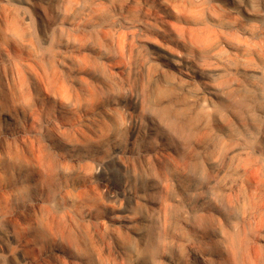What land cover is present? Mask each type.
<instances>
[{
	"label": "bare ground",
	"instance_id": "bare-ground-1",
	"mask_svg": "<svg viewBox=\"0 0 264 264\" xmlns=\"http://www.w3.org/2000/svg\"><path fill=\"white\" fill-rule=\"evenodd\" d=\"M166 9L58 0L52 26L35 37L0 2V264H120L115 254L139 253V208L111 223L117 207L101 188L112 183L95 177L123 130L106 101L124 86L199 149L192 172H217L205 192L226 222L211 229L223 260L242 247L246 218L264 222V28L206 0H171ZM146 44L181 60L149 55ZM190 219L201 228L213 218Z\"/></svg>",
	"mask_w": 264,
	"mask_h": 264
},
{
	"label": "rangeland",
	"instance_id": "rangeland-1",
	"mask_svg": "<svg viewBox=\"0 0 264 264\" xmlns=\"http://www.w3.org/2000/svg\"><path fill=\"white\" fill-rule=\"evenodd\" d=\"M136 1L160 5L163 10H167L171 2ZM206 1L239 24L264 28V0ZM0 2L17 9L23 25L32 26L35 37L40 36L44 26H52L57 17L58 0ZM144 48L149 55L159 53L181 60L178 52L164 51L155 44H146ZM135 76L133 70L132 80ZM106 106L115 118L123 121V130L111 141L107 161L96 166L95 177L112 183L110 191L101 188L111 204L117 207L109 210V221L112 223L111 218L134 213L139 208L138 222L146 236L145 239L132 237L138 254L132 252L124 257L115 254L117 261L120 264H219L218 261L223 264H264V222L258 225L247 218L242 247L231 261L223 260L211 229L217 223L225 225L226 222L221 217L215 218L217 210L207 201L205 192L206 183L217 172L207 170L202 172L204 177L192 172L191 165L197 160L199 149L194 151L190 142L178 136L169 125L154 121L156 115L143 111L134 90L128 86H124L115 98H107ZM3 125L0 118V129ZM183 161L189 163L188 168H182ZM133 170H137L138 178L125 180L123 175ZM202 215L213 219L197 228L190 218ZM233 222L237 226L242 224L238 219ZM192 248L198 249L196 258L191 253Z\"/></svg>",
	"mask_w": 264,
	"mask_h": 264
}]
</instances>
